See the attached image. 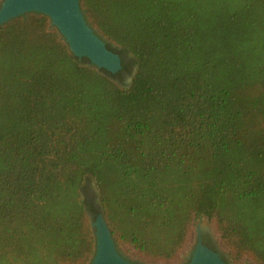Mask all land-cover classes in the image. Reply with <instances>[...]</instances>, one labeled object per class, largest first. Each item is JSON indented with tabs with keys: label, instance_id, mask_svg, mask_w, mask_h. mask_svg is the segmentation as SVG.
I'll use <instances>...</instances> for the list:
<instances>
[{
	"label": "trees",
	"instance_id": "trees-1",
	"mask_svg": "<svg viewBox=\"0 0 264 264\" xmlns=\"http://www.w3.org/2000/svg\"><path fill=\"white\" fill-rule=\"evenodd\" d=\"M79 2L120 71L47 15L0 25V264H89L99 213L149 262H176L204 215L227 264H264V0Z\"/></svg>",
	"mask_w": 264,
	"mask_h": 264
},
{
	"label": "water",
	"instance_id": "water-1",
	"mask_svg": "<svg viewBox=\"0 0 264 264\" xmlns=\"http://www.w3.org/2000/svg\"><path fill=\"white\" fill-rule=\"evenodd\" d=\"M32 12L49 17L51 24L58 30L70 52L77 58H86L92 67L104 69L112 74L121 70L120 56L107 48L108 40L91 26L79 0H2L0 25ZM112 46L117 45L112 43ZM92 226L95 235V251L89 264H138L119 252L102 213L97 214ZM189 255L187 264H227L218 252L200 242L194 245Z\"/></svg>",
	"mask_w": 264,
	"mask_h": 264
},
{
	"label": "rangeland",
	"instance_id": "rangeland-1",
	"mask_svg": "<svg viewBox=\"0 0 264 264\" xmlns=\"http://www.w3.org/2000/svg\"><path fill=\"white\" fill-rule=\"evenodd\" d=\"M135 67H133V72L132 74H125L123 81L119 82L116 81V83L120 86V87H125L128 86L131 83L130 78L133 76ZM81 192L83 193V197L88 200V201H94L96 204H98L99 200H98V189L97 186L94 182V180L92 179L91 176L87 177L83 183H82V187H81ZM90 221H91V226H92V222L94 221V219L91 218L90 216ZM93 228V226H92ZM94 229V228H93ZM199 230H207L209 231L214 237H215V232L214 229L211 225V223L209 222V220L207 219V217H205L204 215H201L195 222L194 228H193V238H192V242L190 244V246L188 248H186L179 256V259L171 264H183V262L185 261L186 257L191 253V251L194 249V245H195V241H196V237H197V233ZM216 238V237H215ZM217 241V252L218 253H222L223 256H225L227 258V261L230 260L229 258V254H228V250L227 248L221 244L220 242H218L217 239H215ZM116 246L119 250V252L124 255L127 259L138 263V264H166L163 262H149L148 260H146L143 257L137 256V255H130L129 253H126L124 251V249L119 246L116 243ZM238 264H253V261L250 259H243L241 262H239Z\"/></svg>",
	"mask_w": 264,
	"mask_h": 264
},
{
	"label": "flooded vegetation",
	"instance_id": "flooded-vegetation-1",
	"mask_svg": "<svg viewBox=\"0 0 264 264\" xmlns=\"http://www.w3.org/2000/svg\"><path fill=\"white\" fill-rule=\"evenodd\" d=\"M125 58H127V60H131V55H129L128 53H126ZM216 238L207 230H199L197 233V237H196V241L195 244L200 242L202 245L214 250L217 252V241L215 240ZM220 257L227 263V258L225 256H223L222 253H219ZM190 255H188L185 259L184 262H186L187 260H189ZM189 262V261H188Z\"/></svg>",
	"mask_w": 264,
	"mask_h": 264
}]
</instances>
